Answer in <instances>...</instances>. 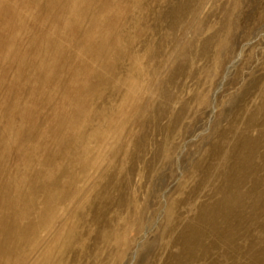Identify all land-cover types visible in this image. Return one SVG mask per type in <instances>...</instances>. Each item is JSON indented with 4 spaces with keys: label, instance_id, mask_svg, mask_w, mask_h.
I'll use <instances>...</instances> for the list:
<instances>
[{
    "label": "rangeland",
    "instance_id": "374dc122",
    "mask_svg": "<svg viewBox=\"0 0 264 264\" xmlns=\"http://www.w3.org/2000/svg\"><path fill=\"white\" fill-rule=\"evenodd\" d=\"M0 264H264V0H0Z\"/></svg>",
    "mask_w": 264,
    "mask_h": 264
}]
</instances>
